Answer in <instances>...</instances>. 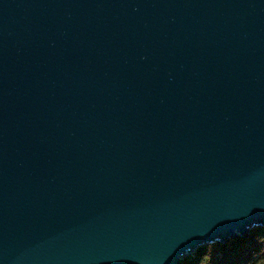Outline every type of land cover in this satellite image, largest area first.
<instances>
[{"label":"water","instance_id":"obj_1","mask_svg":"<svg viewBox=\"0 0 264 264\" xmlns=\"http://www.w3.org/2000/svg\"><path fill=\"white\" fill-rule=\"evenodd\" d=\"M264 227V0H0V264H178Z\"/></svg>","mask_w":264,"mask_h":264},{"label":"trees","instance_id":"obj_2","mask_svg":"<svg viewBox=\"0 0 264 264\" xmlns=\"http://www.w3.org/2000/svg\"><path fill=\"white\" fill-rule=\"evenodd\" d=\"M178 264H264V227L254 226L246 235L198 245Z\"/></svg>","mask_w":264,"mask_h":264}]
</instances>
